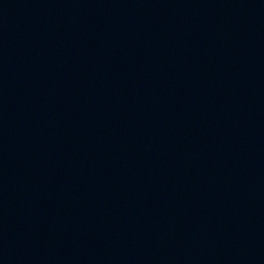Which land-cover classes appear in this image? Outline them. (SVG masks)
<instances>
[{
    "label": "water",
    "instance_id": "water-1",
    "mask_svg": "<svg viewBox=\"0 0 264 264\" xmlns=\"http://www.w3.org/2000/svg\"><path fill=\"white\" fill-rule=\"evenodd\" d=\"M170 0H0V264L118 99Z\"/></svg>",
    "mask_w": 264,
    "mask_h": 264
}]
</instances>
